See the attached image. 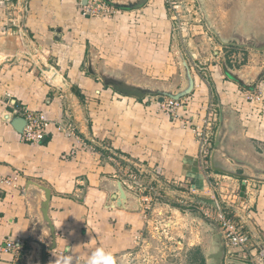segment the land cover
<instances>
[{
    "label": "crops",
    "instance_id": "1",
    "mask_svg": "<svg viewBox=\"0 0 264 264\" xmlns=\"http://www.w3.org/2000/svg\"><path fill=\"white\" fill-rule=\"evenodd\" d=\"M76 2L80 7L79 0ZM76 2L0 0V264H33L39 245L50 244L37 213L40 191L36 186L51 192L49 218L55 248L47 252L48 264H160L158 243L147 233L144 214L134 212L138 208L135 196L128 193L118 206L114 198L119 195L118 182L123 183L124 174L140 166L147 172L142 177L146 183L153 182L150 173H157L175 191H183L185 184L195 192L208 188L198 167V146L190 129L161 111L156 97L136 100L120 96L87 72L85 56L100 46L89 38L97 37L98 30L86 26L87 18L81 9L78 12ZM169 26L167 53L157 39L152 51L122 50L124 58L133 60L135 56L150 59L151 53L155 54V62L148 66L157 67L159 76L148 78L129 65L104 60L95 62L96 70L113 76L126 73L140 84L183 88L181 54L187 60L188 35H177L172 24ZM202 26L209 35L214 34L204 22ZM202 26L197 35L206 39L197 43L213 46ZM191 41L188 48L192 50ZM221 51L217 47L197 51L204 77L194 76L193 93L197 103L210 100L218 107V126L222 125L219 158H224L226 165L233 161L250 170L264 169V106L243 98V92L254 89L264 75V53L238 50L247 63L240 69L233 65L227 69L245 88L226 76ZM176 65L178 76L174 74L178 73ZM46 66L52 69L46 71ZM164 68L175 71L171 80L161 75ZM24 110L42 112L64 127L71 125L75 135L67 137L51 124L43 143L22 142L10 120L21 117ZM13 179L12 185L2 183ZM237 181L241 187L244 180ZM245 184L250 186L246 206L252 211L247 226L251 246L264 253L259 246L264 247V183ZM196 197L199 201L213 199ZM138 236L151 241L150 246H136ZM7 241L20 243V250L6 252ZM189 246L192 249L194 243ZM207 256L205 263L214 264ZM190 259L194 262L196 256L194 259L191 253ZM230 259L226 264H252L240 254Z\"/></svg>",
    "mask_w": 264,
    "mask_h": 264
},
{
    "label": "rangeland",
    "instance_id": "2",
    "mask_svg": "<svg viewBox=\"0 0 264 264\" xmlns=\"http://www.w3.org/2000/svg\"><path fill=\"white\" fill-rule=\"evenodd\" d=\"M114 1L123 3L130 0ZM168 1L150 0L148 5L137 11H122L116 9L117 13L114 15L115 18L114 16H112V19L104 18L100 16V14L85 16V18H87L86 26L89 27V29L98 30L97 37L91 39L89 38V40L93 42V44L98 43L100 45L98 47L95 46L93 48L94 52H91L94 53V59L96 61L104 60L105 62H114L119 66L122 63L126 66L129 65L134 68L135 71L140 72L142 75H145L148 78H150V75L157 73V76H159V70L157 69V67L154 68V66H148V63L155 62L156 59H153V57H155V54L151 53V56L153 57H149L150 59L138 60V57L135 56V60H133V58H124L122 50L129 49L132 52H138L143 48H147L152 51V49L154 48L153 44H155L154 40L157 39L160 40V45H163V52L167 53L166 49H164L168 40L167 30L170 28L169 25L172 24L174 32H176L177 35H186V33L189 34L185 41V46H187L188 50L185 52V56L188 58V61H192L195 59L198 63V50L208 52L209 47H217L221 48L222 50L221 58L223 57L225 59L226 70L228 68L231 69V67L233 66L235 69H240V67H243L247 62L243 61V57L238 55V50L241 49L231 44L241 43V40L238 38L239 36L247 37L250 35H264V0ZM180 4L185 5L184 9H172V6H179ZM76 8L78 12L79 9H81L77 5V2ZM81 15L83 16V11H81ZM203 22L205 23V25L207 24V26L213 29V31L218 35V38L217 36H214L215 34L209 35L207 28L205 29L206 26H202ZM183 26L191 28L192 30H180L179 27ZM200 26L204 28L203 35L208 36V38L212 39V42L214 43L213 46H208V42H206V44L204 42L197 43L198 39H206L205 37V39H201V36L197 35V32L202 31L201 29H199ZM192 39L194 40V44L192 47H194L195 49L191 50L188 48V42H192ZM76 40H79V38L75 37V41ZM197 45H201V48H197ZM156 58H159L157 54ZM160 58L163 59L162 56ZM86 61L87 58L85 56V64L87 63ZM230 61H232V63H229ZM177 67L178 73H174L175 71L173 72L176 76L179 75V65H176V68ZM172 71L168 68H164V71L161 73V75L164 74V77L171 80L172 76H174ZM49 76L51 77L52 74L50 73ZM51 78L53 80H57L54 76ZM149 80L153 81L152 78ZM97 82L100 83L101 80L99 79ZM157 82L159 83L160 81ZM195 97L197 99V96ZM209 101L210 100H206L203 105L205 106ZM200 103L201 101L197 103L196 100L192 105L193 109H197L199 108V106H203L202 103ZM254 110L255 109L252 108V111ZM221 160L223 163H225L224 158ZM227 166L234 172L242 173L243 171H246V173L253 175L249 168L240 166L233 161L230 163V165ZM221 176L227 175L221 174ZM228 177L232 179H229ZM208 178L210 179H207L205 176L208 184L209 180H214L210 176V174ZM220 182L230 185L232 184V182L235 184L239 183L237 181V178L231 176H227V178H220ZM183 186V192L188 191L190 188L187 184ZM204 187L205 186H203L200 191L195 192V196L193 197L195 200H199L196 197L198 195L199 197L201 196L206 198L216 196L211 189ZM197 216H200V220L204 222L202 223L197 218ZM205 222L208 225L211 223L212 226L216 227L213 222L205 220V218L201 217V215L199 213H196L195 211L186 214L183 217V220H181L180 226L171 230L172 236L185 244V249L181 250L179 246H177L178 249L175 250V246H172V251L161 250L162 253L160 255L158 254L160 264H192L193 261H191L190 259L191 253L194 254V259L196 256V260H194L193 264H208V262L205 263V258L209 252H212L216 249L217 244L213 240V235L210 231V225H205ZM192 243H194V247L191 249L189 244ZM167 246L169 247V245ZM156 247L161 249V247L158 245ZM197 258L199 259V261Z\"/></svg>",
    "mask_w": 264,
    "mask_h": 264
},
{
    "label": "built area",
    "instance_id": "3",
    "mask_svg": "<svg viewBox=\"0 0 264 264\" xmlns=\"http://www.w3.org/2000/svg\"><path fill=\"white\" fill-rule=\"evenodd\" d=\"M82 1L79 0V5L81 11H83V16L100 14L104 18H110L117 13V8L104 0H87L86 5H82ZM184 7V4H180L179 6H172V9L180 10ZM179 29L182 31L192 30L186 26L179 27ZM186 35L189 34L186 33ZM188 64L193 77H204L203 69L195 59L189 60ZM243 98L250 104L264 106V75L257 81L254 89L243 92ZM156 101L161 111L172 121L180 122L182 127L190 129L194 134L198 146L197 162L199 169H201L204 177L210 179L208 178L210 174L214 179L209 180L208 189H211L216 196L213 197L215 206H209L193 198L195 189L189 188L188 191L184 192L175 191L169 183L162 181L157 173L156 175L150 173V179L153 182L146 183L145 179L142 180V177L147 172L142 167L137 166L134 170L130 169L127 174H124L123 183H125V187L131 191L133 190L140 197L150 239L155 240L158 246L161 247L159 249L160 254L162 253L161 250L172 251V246H175V250H177L179 243L184 246L182 241L172 236L171 230L180 226L181 220L186 214L195 211L217 226L223 240L225 256L232 258L236 254H240L252 264H261L264 261V253L256 252V249L251 246L252 236L247 230L248 223L252 219V211L246 206L250 186L249 184L244 185V183L248 181L244 180L241 187L233 182L231 185L223 184L220 182V178H227V176H221L211 169L210 158L216 128L219 123L218 107L212 101H209L205 106L201 102L204 107L199 106V108L193 109L192 105L196 101L194 93L179 100L166 97L162 103H159L156 97ZM21 115L26 121L23 133L20 134L22 142L41 144L46 140L48 127L51 124L57 125L58 129L67 137L75 135V130L71 125L64 127L59 123L55 124L48 120L42 112L24 110ZM14 181V179L4 180L2 183L12 185ZM135 242L136 246L142 248H147L151 243L148 240L143 241L142 236L136 237ZM4 250L16 253L20 250V243L7 241Z\"/></svg>",
    "mask_w": 264,
    "mask_h": 264
},
{
    "label": "water",
    "instance_id": "4",
    "mask_svg": "<svg viewBox=\"0 0 264 264\" xmlns=\"http://www.w3.org/2000/svg\"><path fill=\"white\" fill-rule=\"evenodd\" d=\"M106 3L111 4L115 8L122 10V11H137L142 9L148 2V0H135L127 3H114L110 0H104ZM87 0L82 1V5H86ZM209 27V26H208ZM209 29L217 36L218 35L213 31L211 27ZM57 34L61 32L60 29H57ZM241 40V43H232L231 45L239 48V49H247L252 50L258 53H264V35L261 34L259 36H247V37H238ZM56 40H59V35L55 36ZM87 72L91 76H97L102 84L113 90L118 95L123 97L133 98L136 100H144L147 97H157L158 102L162 103L166 97L179 100L180 98L187 97L191 95L195 88V80L193 74L191 72L190 66L188 61L182 56L181 54V64L183 68V79H184V86L183 88L176 90L173 87H164V86H150L146 84L137 83L133 78H131L128 74L122 73L118 76H113L107 74L103 70H96L94 56L92 53H89L87 56ZM46 71L47 69H52L51 67L46 66L44 68ZM231 74V73H230ZM234 76V75H233ZM10 124L13 128L19 133L22 134L23 130L26 126V121L22 117H13L10 120ZM221 140H222V125L220 124L216 130V134L214 137V146L213 151L210 158V165L211 169L214 172L219 174L235 177L241 180L253 181L264 183V169H259L257 167H251V172L253 175H250L246 172L238 173L230 170L228 166L222 162L219 158V152L221 150ZM44 142V141H43ZM42 142V143H43ZM38 191H40V197L38 198L37 202V213L40 218L41 224L45 227L48 231V239L50 240V244H40L39 245V253L36 259V262L33 264H48V250H52L55 248V234L54 228L52 226L51 220L49 218V202L51 199V192L49 189L43 186H36ZM118 189L119 195L114 196L117 200L118 206L123 205V201H125L127 194L131 193L138 201V208L134 210L135 213H140L142 211V205L140 201V197L135 192L129 191L121 181L118 182ZM244 189V188H242ZM202 203L208 204L210 206H215V201L213 199H206L201 201ZM204 222V221H202ZM213 227V234H214V242L217 244V249L215 252L210 253L207 256L208 261H212L214 264H226L231 263L232 260L230 258H225V250L223 240L220 234L219 229L217 226ZM179 245H182L179 243ZM183 246V245H182ZM260 248L264 251L263 245H259ZM183 248V247H182Z\"/></svg>",
    "mask_w": 264,
    "mask_h": 264
},
{
    "label": "trees",
    "instance_id": "5",
    "mask_svg": "<svg viewBox=\"0 0 264 264\" xmlns=\"http://www.w3.org/2000/svg\"><path fill=\"white\" fill-rule=\"evenodd\" d=\"M225 74H226L227 77H230L233 80H235L237 83L241 84L242 87H245L244 84L236 76H233L232 74H230V72H228V70H226V69H225Z\"/></svg>",
    "mask_w": 264,
    "mask_h": 264
},
{
    "label": "flooded vegetation",
    "instance_id": "6",
    "mask_svg": "<svg viewBox=\"0 0 264 264\" xmlns=\"http://www.w3.org/2000/svg\"><path fill=\"white\" fill-rule=\"evenodd\" d=\"M110 1H111V2H114V3H121V2H115L114 0H110ZM131 1H133V0H130V1H127V2H131ZM134 1H135V0H134ZM127 2H123V3H127ZM148 3H149V0H148L147 4H148ZM147 4H146V5H147ZM146 5H145V6H146ZM145 6H144V7H145Z\"/></svg>",
    "mask_w": 264,
    "mask_h": 264
}]
</instances>
